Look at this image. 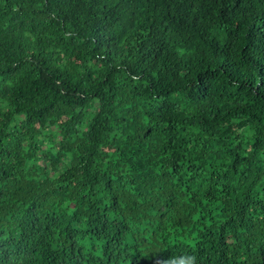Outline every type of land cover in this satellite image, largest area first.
I'll use <instances>...</instances> for the list:
<instances>
[{
	"label": "trees",
	"instance_id": "16d2710c",
	"mask_svg": "<svg viewBox=\"0 0 264 264\" xmlns=\"http://www.w3.org/2000/svg\"><path fill=\"white\" fill-rule=\"evenodd\" d=\"M0 264H264V0H0Z\"/></svg>",
	"mask_w": 264,
	"mask_h": 264
},
{
	"label": "clouds",
	"instance_id": "9594fccd",
	"mask_svg": "<svg viewBox=\"0 0 264 264\" xmlns=\"http://www.w3.org/2000/svg\"><path fill=\"white\" fill-rule=\"evenodd\" d=\"M189 259H190L192 262H194L195 257H190Z\"/></svg>",
	"mask_w": 264,
	"mask_h": 264
}]
</instances>
